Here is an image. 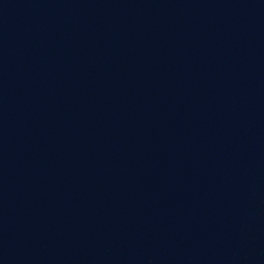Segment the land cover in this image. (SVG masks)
I'll list each match as a JSON object with an SVG mask.
<instances>
[{"label": "water", "instance_id": "water-1", "mask_svg": "<svg viewBox=\"0 0 264 264\" xmlns=\"http://www.w3.org/2000/svg\"><path fill=\"white\" fill-rule=\"evenodd\" d=\"M264 221V0H0V264H250Z\"/></svg>", "mask_w": 264, "mask_h": 264}]
</instances>
